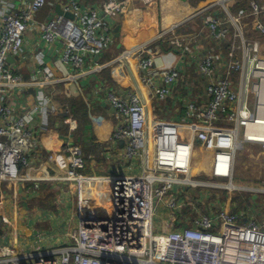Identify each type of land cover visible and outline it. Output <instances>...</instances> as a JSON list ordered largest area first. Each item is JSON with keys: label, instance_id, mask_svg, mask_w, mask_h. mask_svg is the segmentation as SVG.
I'll list each match as a JSON object with an SVG mask.
<instances>
[{"label": "built area", "instance_id": "2783aa9c", "mask_svg": "<svg viewBox=\"0 0 264 264\" xmlns=\"http://www.w3.org/2000/svg\"><path fill=\"white\" fill-rule=\"evenodd\" d=\"M165 1L102 0L91 7L78 0H0V208L5 189L15 201L30 186L59 183L74 197L77 219L92 217L78 222L64 246L26 259L1 234L0 264H264V228L244 223L191 173L198 149L209 155L201 153L215 190L231 177L236 137L225 122L214 130L217 110L227 112V123L264 121L248 109L250 92L264 86V47L242 27L264 8L253 3L249 14L232 17L208 4L192 15L201 19L196 33L186 31L191 19L163 27L161 17L162 28L131 47L128 41L149 29L139 17L133 31L121 32L118 55L98 62L113 45L108 20L145 7L162 13ZM253 29L264 37L260 22ZM217 49L224 53L214 55ZM107 70L113 83L103 102L113 111L114 129L101 145L106 171L96 174L86 168L77 121L56 97H69L59 91L69 86L97 96ZM186 91L195 92L186 99ZM51 114L64 116L57 151L40 140ZM0 223L8 225L1 212Z\"/></svg>", "mask_w": 264, "mask_h": 264}, {"label": "crops", "instance_id": "0c3cea01", "mask_svg": "<svg viewBox=\"0 0 264 264\" xmlns=\"http://www.w3.org/2000/svg\"><path fill=\"white\" fill-rule=\"evenodd\" d=\"M49 1L52 3L56 0ZM78 1L84 5L96 7L102 0ZM185 2L187 1L166 0L162 5V13L157 7L144 8L145 11L133 13L129 17H120L108 20V23L112 26V32L114 35L113 45L111 50L108 51L110 52V57L108 58L105 55V57L99 59L98 62L108 61L110 58L112 59L118 55V53L123 49L121 32L133 31L137 25V18L139 17L147 22L149 29L145 32V37L141 34L134 39H130L128 43L131 47L151 37L156 31L161 29V17L163 19L162 26L169 27L170 24L191 19L194 17L192 16L193 14H198L202 8L211 3H218L216 7L217 9H221L225 5L233 16H237L239 11H244L245 13L251 12V5L253 3L259 7L264 6V0H196L193 3ZM167 9H173L174 14L166 15ZM213 13L215 15L218 14L215 10H213ZM253 21L264 24V13L259 14L256 18H251L245 21V24L250 26ZM185 23H187L186 28L188 29L186 31L196 33L197 30L194 28L200 26L201 19L198 18L195 21L191 19ZM260 40L264 41L261 36ZM218 52L224 53L223 50L217 49L213 54L215 55ZM112 54L114 55L112 56ZM105 73H107L106 77H104ZM101 77L105 88H95V90L98 91L97 96L92 90L79 91L75 86H69V89L66 88V90L61 88L59 89V91H66V93L72 97L74 95L81 97L85 107V117L89 125L86 130L90 131L92 138L98 145L106 143L114 129V120L112 118L113 111L106 106L105 102H103L105 99V92L109 88L106 84L113 83V79L109 70L105 71ZM126 83L127 80L120 81L121 86H126ZM94 86L96 87L97 85L94 84ZM60 95L64 96L62 92ZM70 96L66 97V100H70ZM66 100L61 101V103L64 105ZM98 115L102 116L103 121L99 124H93L92 119ZM38 121L42 122V118L39 117ZM62 122L63 118L61 119L59 115L51 114L48 117L47 124L49 126L51 125V129L43 130L40 135L41 145L47 151H57L61 146L63 135L58 133L57 128H61L59 130H63L64 125ZM250 128L251 127L248 129ZM254 147L261 149L260 144L255 145ZM246 148V146H242L239 150H244ZM238 155L239 154L234 155L232 175L229 178V181L232 184L235 183L234 169ZM99 160H101V157ZM99 163H101L102 166V161L95 162L91 159L86 168L88 171L96 174L99 173L98 170H102V173H104L106 169L104 167H100ZM45 190H47V192H45ZM258 191L259 190H257V192ZM9 193L10 191L8 189L2 191L3 205L0 208V212L7 220L8 225L0 223V235L5 234V240L2 241V243L12 248L17 258L26 259L34 254L47 253L49 250L62 247L67 243L69 232L78 225V219L75 215L74 197L68 190L67 185L59 183H44L37 185L36 187L30 186V189L27 190V192H22L15 201L11 200ZM47 194L51 197V201L45 200ZM247 198L249 197H246V199ZM246 199H243V201L245 202ZM249 201H251L250 205H257L258 207H261L262 203L259 199L256 200V196L250 198ZM247 220L254 221L255 223H258V226L264 228V220L257 221L256 219L250 217H247Z\"/></svg>", "mask_w": 264, "mask_h": 264}, {"label": "clouds", "instance_id": "9594fccd", "mask_svg": "<svg viewBox=\"0 0 264 264\" xmlns=\"http://www.w3.org/2000/svg\"><path fill=\"white\" fill-rule=\"evenodd\" d=\"M261 7L264 8V6H261ZM223 9H227L228 13L232 17H236L230 13L229 9L225 5L220 9L222 14L226 15ZM249 13H246V14H249ZM261 13H264V10ZM249 19H251V18H247V19L242 20V24H244L246 26L245 29L247 30V37L249 39L256 40L259 43V45L261 46V50H262V48L264 47V41L260 40V35L257 32H255V30L253 29L256 21H253L250 26H247L245 24V21H247ZM262 25H264V24H262ZM262 38L264 39V37H262ZM260 53L263 55V53L261 51H259V54ZM194 92L195 91H189V92L186 91V99H190V97L193 95ZM249 104L251 105L250 109H249L251 114H255L259 118L264 117V86L263 87L257 86L255 88V91L250 92ZM182 108L184 109L183 113H185L186 108L184 107V103H182ZM226 114H227V112H222L221 109L217 110L214 114L215 119L211 120L210 123H214V125H218V128L214 129V130L221 131V130H223L222 123L225 122V125H224L225 128L229 129L233 133L234 137H236L235 139L232 140V149H233L232 154H234V155L239 154L242 151V150H239L240 147H242V146L254 147L255 145H258V144L261 145V150L264 151V148L262 147V145L264 144V139H263V141H257L254 137L250 136L247 133V130L250 126L257 127L254 122H246L245 125H242L239 122L227 123L225 120ZM258 121H260V120H258ZM195 150H198V149H194V151ZM200 153L208 155L207 153L202 152V151H200ZM193 158H194V163L192 164L191 173H192V175H195L196 178H197V175H201L202 179H200V180L198 179V180L206 185L205 187L203 186L204 189L202 191L205 193L212 192V194L215 195L216 199L218 200V202H220L221 205L228 206L229 208L231 207L238 213H243L240 210H236V206L238 204H242L240 207L244 208L245 205H243V204H245V202L243 200H240V197L238 195H235L236 200H234L235 197L233 195V193L235 191L240 190V189H238L239 187H237L235 184H232L229 181V179H227L228 181H225L227 183L226 185H224L223 187H221L218 190H215V187H213V185H215L217 182L209 175V168L207 165V161H205L207 169L201 170L202 169V162L201 161H204V158L203 157H195L194 154H193ZM210 159H211V154H210ZM203 179H205V180H203ZM207 179H208V182H203V181H206ZM209 181H212V183H209ZM221 190H224L226 192L227 198L226 197L224 198V197H221V196L215 194L216 191H221ZM262 193H264V186H263ZM244 215H245V213H243V218L246 219V221H247V217ZM182 216L184 219H186V217L188 216L187 212L186 211L183 212ZM166 219H167V213H166ZM78 222H79V220H78Z\"/></svg>", "mask_w": 264, "mask_h": 264}, {"label": "rangeland", "instance_id": "374dc122", "mask_svg": "<svg viewBox=\"0 0 264 264\" xmlns=\"http://www.w3.org/2000/svg\"><path fill=\"white\" fill-rule=\"evenodd\" d=\"M195 1L196 0H194L193 2ZM134 6L137 8H141L144 5L136 1ZM215 6H217V4H215ZM242 27H244V24H242ZM143 37H145V34H143ZM113 55L114 54H112V56ZM106 56L109 58L110 52H108ZM106 75L107 73L104 74V77H106ZM106 85L112 86V83L111 84L109 83ZM78 97L81 99L80 96ZM56 98L59 101H63L67 99L66 97L61 96L59 94L57 95ZM248 109H250L249 106H248ZM60 132L64 133L63 130H61ZM80 133H81V130L79 129L78 134L80 135ZM193 154L195 157H201V153L198 150H195ZM201 162H202L201 170H206L207 168H206L205 161H201ZM99 165L100 167H102L101 163H99ZM98 172L102 173V170H98ZM197 179L199 180L202 179L201 175H197ZM203 182H208V179ZM234 182H235L234 184L237 187H239L238 189H240L233 193L234 197L235 195H238L240 197V200H243V199H246V197H249L246 199L245 204H243L245 205L244 208L240 207L242 204H238L236 206V210H240L241 212L245 213L244 216L256 219L257 221L264 220V193H262V190H263L262 186H264V151H262L258 147H247L246 149L242 150L239 153L236 159V162H235ZM209 183H212V181H209ZM257 190H259L258 191L259 193L257 192ZM45 192H47V190H45ZM215 194L221 197L227 198L226 192L224 190L216 191ZM255 196H256V200L259 199L260 202L262 203L261 207H258L257 205H253V206L250 205L251 201H249V199ZM45 200L51 201V197L49 196V194H47V197L45 198ZM234 200H236V197L234 198ZM200 210L201 212H203L202 209ZM243 213H240V214L243 215ZM243 222L245 223L246 219H243ZM256 225L258 226V223Z\"/></svg>", "mask_w": 264, "mask_h": 264}, {"label": "trees", "instance_id": "16d2710c", "mask_svg": "<svg viewBox=\"0 0 264 264\" xmlns=\"http://www.w3.org/2000/svg\"><path fill=\"white\" fill-rule=\"evenodd\" d=\"M176 99L178 100L179 97H176ZM65 101V100H64ZM65 107L70 111V113L72 114V116L75 118V120L77 121V130L75 131V135L76 138L82 148V151L84 153V156L87 160V162L91 161V159H93L96 162L102 161L99 160V158L101 157V145L96 144V141L92 138L90 131H87L86 128L89 126L88 125V121L85 117V113H84V104L81 101V99L74 95L73 97H70V100H66L65 102ZM180 115L183 116L185 113L184 109H181ZM59 117H61V119H64V116L59 115ZM48 127L51 128V125ZM81 130L80 135L78 134V130Z\"/></svg>", "mask_w": 264, "mask_h": 264}, {"label": "bare ground", "instance_id": "6f19581e", "mask_svg": "<svg viewBox=\"0 0 264 264\" xmlns=\"http://www.w3.org/2000/svg\"><path fill=\"white\" fill-rule=\"evenodd\" d=\"M141 42H139V43H141ZM256 126L257 127L250 126L251 128L247 130V133L250 136L254 137L257 141H263V139H264V121L256 123Z\"/></svg>", "mask_w": 264, "mask_h": 264}, {"label": "water", "instance_id": "95a60500", "mask_svg": "<svg viewBox=\"0 0 264 264\" xmlns=\"http://www.w3.org/2000/svg\"><path fill=\"white\" fill-rule=\"evenodd\" d=\"M55 12H56V14H58V15H64V14H62V12L60 11V9H59L58 6L55 7ZM65 16H66L67 18H71V16H70L69 14H65ZM119 145H121V144H119ZM88 215H89V214H87V213H83V214L79 215V216H78L79 223H81V222H83V221H85V220H87V219H91V218H92V217H89ZM34 256H35V255H34Z\"/></svg>", "mask_w": 264, "mask_h": 264}]
</instances>
